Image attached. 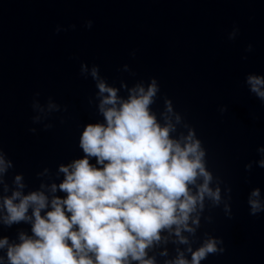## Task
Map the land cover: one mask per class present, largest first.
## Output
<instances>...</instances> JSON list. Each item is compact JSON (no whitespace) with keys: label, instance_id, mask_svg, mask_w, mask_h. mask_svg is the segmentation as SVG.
<instances>
[{"label":"water","instance_id":"water-1","mask_svg":"<svg viewBox=\"0 0 264 264\" xmlns=\"http://www.w3.org/2000/svg\"><path fill=\"white\" fill-rule=\"evenodd\" d=\"M234 27L239 34L229 40ZM81 63L98 65L117 87L155 77L161 97L196 129L210 170L232 187V218L213 209V223L200 230L223 238L225 252L201 264H264V212L251 216L247 205L253 188L264 198V168H244L264 146V103L245 84L249 73L264 75V0H0V141L14 163L9 183L23 173L36 188L37 172L54 173L82 155V126L101 118L88 104L96 88ZM49 97L68 111L53 113L45 131L32 123L31 105ZM21 228L30 231L19 224L2 234L15 239Z\"/></svg>","mask_w":264,"mask_h":264},{"label":"clouds","instance_id":"clouds-1","mask_svg":"<svg viewBox=\"0 0 264 264\" xmlns=\"http://www.w3.org/2000/svg\"><path fill=\"white\" fill-rule=\"evenodd\" d=\"M238 34L234 27L228 39ZM122 70L135 75L127 64ZM80 74L95 83L88 104L101 118L82 126L81 156L59 163L54 173L43 168L38 187L29 188L23 173L6 179L14 163L0 141V264H201L223 254V238L200 230L213 223V209L232 218L233 189L210 170L196 129L161 97L158 80L131 86L120 80L117 87L98 65L86 63ZM245 84L264 103V75L249 73ZM160 99L162 108L154 111ZM31 107L32 123L45 131L53 127L46 122L53 113L68 111L51 97L46 104L34 98ZM257 152L260 159L245 171L264 168V146ZM247 205L251 216L264 212L259 187L248 193ZM19 224L30 231L18 229L15 239L2 234Z\"/></svg>","mask_w":264,"mask_h":264}]
</instances>
